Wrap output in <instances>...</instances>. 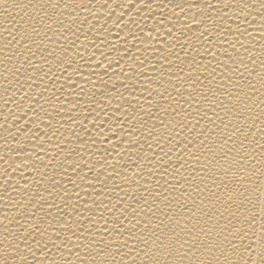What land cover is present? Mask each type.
I'll return each instance as SVG.
<instances>
[{
    "label": "bare ground",
    "instance_id": "bare-ground-1",
    "mask_svg": "<svg viewBox=\"0 0 264 264\" xmlns=\"http://www.w3.org/2000/svg\"><path fill=\"white\" fill-rule=\"evenodd\" d=\"M0 264H264V0H0Z\"/></svg>",
    "mask_w": 264,
    "mask_h": 264
}]
</instances>
